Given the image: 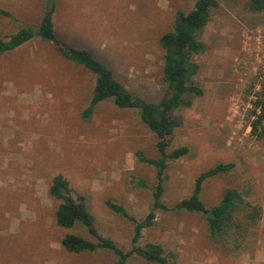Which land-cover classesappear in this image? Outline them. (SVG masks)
Wrapping results in <instances>:
<instances>
[{"label":"rangeland","instance_id":"rangeland-1","mask_svg":"<svg viewBox=\"0 0 264 264\" xmlns=\"http://www.w3.org/2000/svg\"><path fill=\"white\" fill-rule=\"evenodd\" d=\"M195 0H57L58 34L90 49L131 91L159 100L164 50L160 37L178 9ZM16 20L0 15V37L26 24L37 25L45 0H0ZM205 51L193 81L203 95L187 93L191 106L172 111L179 122L169 150L187 146L168 159L163 202L140 244L162 243L182 264H264V138L250 132L249 111L264 79V12L247 10L244 0H218L198 34ZM96 76L60 53L50 42L33 39L0 53V264H116L115 253L100 247L79 253L61 243L67 232L94 240L82 226L56 222L60 200L49 186L63 174L85 194L99 232L123 250L132 246L134 224L111 210L106 200L143 219L153 203L156 167L138 153L158 157V136L139 108H121L112 98L86 117ZM235 163L228 173L207 179L202 199L217 204L227 188H237L262 207V216L244 246L228 251L210 235L199 212L175 209L190 196L195 180L219 162ZM145 182L146 186L141 185ZM128 264H147L135 254Z\"/></svg>","mask_w":264,"mask_h":264},{"label":"trees","instance_id":"trees-1","mask_svg":"<svg viewBox=\"0 0 264 264\" xmlns=\"http://www.w3.org/2000/svg\"><path fill=\"white\" fill-rule=\"evenodd\" d=\"M217 3L218 0H195L193 8L189 11L178 9L173 27L161 35L160 46L164 50L162 80L166 83V89L156 101L148 100L129 90L115 76L109 65L93 51L75 46L58 34L54 21L57 0H45L44 13L37 25L26 24L16 32L0 37V53L16 49L33 39H41L50 42L66 58L84 65L95 74L93 96L83 112L84 116L88 117L101 101L112 98L121 108H139L142 120L158 136V157H146L138 153L140 161L156 167L154 199L148 214L143 219H138L122 204L111 199L106 200L111 210L122 214L134 224L132 246L128 251L119 247L112 238L99 232L85 194L74 189L63 174H56L52 178L49 193L60 200L56 210L57 224L63 228L82 225L96 238L94 241L80 233L67 232L61 239L67 251L79 253L103 247L115 253L116 264H128V258L135 254L143 257L147 264H182L176 259V253H167L162 243L147 241L140 244V240L143 230L154 224L157 211L169 209L162 200L167 160L178 159L188 152L187 146L168 149L172 135L179 125L172 111L181 106L192 105L187 93L204 94V89L193 81V77L200 70V63L195 56L205 51V44L198 34L207 24L211 8ZM244 5L247 10L264 12V0H244ZM0 15L16 20L15 15L2 6ZM249 115L251 134L264 138V79L261 88L256 91ZM234 167L235 163L231 161L219 162L206 169L195 180L192 194L174 206L178 210L201 213L207 220L211 237L231 252L244 246L262 216V207L249 200L246 194L237 188H227L217 204L207 206L202 199V191L207 179L228 173ZM140 184L146 186L145 182Z\"/></svg>","mask_w":264,"mask_h":264}]
</instances>
